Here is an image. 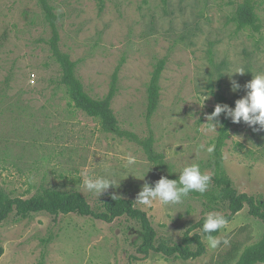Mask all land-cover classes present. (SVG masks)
Returning <instances> with one entry per match:
<instances>
[{
	"label": "rangeland",
	"instance_id": "rangeland-1",
	"mask_svg": "<svg viewBox=\"0 0 264 264\" xmlns=\"http://www.w3.org/2000/svg\"><path fill=\"white\" fill-rule=\"evenodd\" d=\"M49 1L60 15V48L77 62L87 91L103 97L117 71L112 107L121 127L153 137L168 167L158 168L140 143L105 131L74 105L38 0H0V187L24 198L46 187L78 190L95 206L109 194L135 202L145 183L178 179L189 164L211 175L212 152L206 149L214 146L220 124L209 131L203 123L217 105L219 88L241 98L253 75L264 73V0L257 4L261 32L239 30L224 0H104L103 9L101 0ZM162 58L160 105L148 119L147 87ZM241 67L244 74H232ZM233 80L240 85L236 92ZM201 144L204 150H198ZM222 157L240 192L264 196V131L233 123ZM89 178L116 183L98 196L84 187ZM203 203L195 191L178 205L135 202L148 213L158 241L168 243L181 241L204 215ZM263 233V221L246 206L216 236L228 239L227 245L212 249L203 237L207 252L199 258L155 251L144 257L137 250L141 226L126 216L106 222L77 213L13 214L0 224V264H39L45 249V264H234Z\"/></svg>",
	"mask_w": 264,
	"mask_h": 264
},
{
	"label": "trees",
	"instance_id": "trees-1",
	"mask_svg": "<svg viewBox=\"0 0 264 264\" xmlns=\"http://www.w3.org/2000/svg\"><path fill=\"white\" fill-rule=\"evenodd\" d=\"M38 2L42 7L44 18L52 28L50 44L53 56L61 66V83L74 105L88 115L97 118L105 131L140 143L149 159L154 161L158 168L168 167L163 154L155 151L153 137L141 138L137 134L121 127L112 107L117 93V71L114 74L111 88L106 95L103 97L91 95L77 74V62L71 58L69 53L64 52L60 48L58 26L60 15L56 13L55 7L49 0H38ZM258 2V0H224L225 4L233 7L231 21L237 25L238 29L249 28L253 32H261L262 29V22L257 12ZM100 3L101 9H103L104 0H101ZM166 62L167 58H162L155 64L147 87L148 119H151L160 105V79ZM221 89L219 88L215 92L217 104H227L234 108L235 101L240 97L230 98ZM217 120L220 128L218 135L213 141L214 151L212 152L211 160L207 164L212 172L209 189L204 193L196 192L197 196L204 198V215L187 228L179 242L158 241L157 231L148 213L138 208L132 199L124 198L117 194H109L101 204L94 206L78 190H62L53 187L42 188L33 196L27 198L13 197L0 187V224L13 214L25 218L33 213L40 212H47L55 216L77 213L106 222H113L119 217L126 216L135 220L141 226V242L137 246V250L144 257L155 251L163 254L166 258L175 257L184 260L199 258L207 252V245L203 240L206 235L203 233L202 225L208 214L217 211L218 213L216 214L224 216L230 222L237 213L248 206L251 216L262 220L264 223V196L240 192L234 186L233 179L228 174L223 161L222 148L230 136L233 122L230 119H225L224 114H221ZM221 229L211 233V235L214 237L218 236L221 233ZM52 239L53 237L51 236L46 241L50 242ZM46 256L47 251L45 249L39 264H45ZM234 264H264V233L257 241L244 247Z\"/></svg>",
	"mask_w": 264,
	"mask_h": 264
},
{
	"label": "clouds",
	"instance_id": "clouds-1",
	"mask_svg": "<svg viewBox=\"0 0 264 264\" xmlns=\"http://www.w3.org/2000/svg\"><path fill=\"white\" fill-rule=\"evenodd\" d=\"M244 74V69L238 68L232 74ZM231 74V75H232ZM229 75V76H231ZM231 90L236 92L240 89V85L236 81H231ZM246 94L235 101V106L230 107L227 104H217L214 111L207 116L209 131H217L219 121L217 120L221 114L225 119H230L233 123L243 121L254 131H264V73H257L244 86ZM206 95L210 93L205 91ZM213 121H216L214 123ZM258 126V127H255ZM198 150H204V145L198 146ZM207 152L214 151V146H209ZM128 163H134V158L129 157ZM211 176L203 174L198 164H189L182 168L178 179L170 180L162 176L155 182L154 186L145 183L141 191L138 193L135 202L145 206H151L153 201H159L164 205H178L190 192L204 193L207 190ZM116 181L106 178H89L83 181L87 191L100 196L107 191L109 187H114ZM228 224L227 219L219 214L210 213L206 216L202 225L203 233L206 235L208 246L212 249L220 246L221 243L227 245L228 239L223 241L212 236L211 233L224 228Z\"/></svg>",
	"mask_w": 264,
	"mask_h": 264
}]
</instances>
